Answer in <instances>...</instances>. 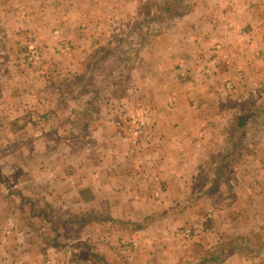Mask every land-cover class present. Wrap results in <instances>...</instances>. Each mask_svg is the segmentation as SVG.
<instances>
[{"label": "crops", "instance_id": "obj_1", "mask_svg": "<svg viewBox=\"0 0 264 264\" xmlns=\"http://www.w3.org/2000/svg\"><path fill=\"white\" fill-rule=\"evenodd\" d=\"M61 1L86 3L87 34L111 18L122 34L151 0ZM147 49L158 82L178 66L193 89L167 95L170 107L157 105L158 92L138 107L130 91H85L83 108L47 123L32 156L12 150L7 167L24 173L17 192L0 183V263L264 264V0H193ZM206 64L214 72L202 77ZM56 113L37 109L27 123L34 130ZM133 117L143 122L137 140L123 124ZM182 227L194 233L186 247ZM225 244L233 250L219 253Z\"/></svg>", "mask_w": 264, "mask_h": 264}, {"label": "rangeland", "instance_id": "obj_2", "mask_svg": "<svg viewBox=\"0 0 264 264\" xmlns=\"http://www.w3.org/2000/svg\"><path fill=\"white\" fill-rule=\"evenodd\" d=\"M192 3L193 0L141 2L138 5L141 15L129 20L127 24L130 28L122 34L118 32L120 26L115 18L87 34L84 27L78 24V20L83 23L86 3L72 5V2L61 0H39L38 3L32 0H0V183H9L11 191H19L13 185L24 172L18 173L11 165L7 167L12 150L21 148L23 157L32 156L39 148L34 141L42 135L47 123L59 124L69 118L66 106L78 110L83 108L85 100L82 94L85 91L98 96L95 90H99L102 97L103 90L111 88L116 89L119 96H128L127 91H130L134 105L138 107L151 106L145 93L158 92L155 94L157 105L163 101L162 105L170 107L173 101L164 99L167 95L171 93L174 96L183 90L189 92L193 89V74H186L187 69L184 71L178 66L169 71L170 75L164 77V81L160 79L158 82L157 63L152 64L153 53L147 49L149 42L172 28ZM167 8L169 11H165ZM121 24L124 25V22L121 21ZM207 55L205 61L211 60L212 55ZM214 68L215 64L204 65L201 76H210ZM175 70H179V74ZM145 74L153 76L154 80H144L142 76ZM116 100L119 98H112L108 105L117 107L119 112L122 102ZM98 102L102 105L101 98ZM127 105H131L129 101ZM47 108L57 112L56 117L53 120L50 116L51 121L49 119L44 126L36 125L33 130L32 125L27 123L31 112L37 109L42 112ZM34 118L37 122V116ZM142 123L136 117L125 118L123 122L127 133L135 140L140 137ZM242 132L236 133L237 138ZM32 183L23 184L26 193L32 191L29 189ZM211 214L212 211L206 212L204 218L210 220L212 217L208 216ZM180 229L175 233L177 238ZM193 240L194 237L190 240L177 239L183 247ZM229 244L232 248L242 245V241H229ZM225 246L219 253L233 250L229 245Z\"/></svg>", "mask_w": 264, "mask_h": 264}, {"label": "built area", "instance_id": "obj_3", "mask_svg": "<svg viewBox=\"0 0 264 264\" xmlns=\"http://www.w3.org/2000/svg\"><path fill=\"white\" fill-rule=\"evenodd\" d=\"M177 236L182 240H190L194 237V233L191 228L183 227L178 231ZM124 244L130 247L135 245L132 241H126Z\"/></svg>", "mask_w": 264, "mask_h": 264}, {"label": "trees", "instance_id": "obj_4", "mask_svg": "<svg viewBox=\"0 0 264 264\" xmlns=\"http://www.w3.org/2000/svg\"><path fill=\"white\" fill-rule=\"evenodd\" d=\"M165 11H169V9L167 8V9H165ZM59 217H61V216L59 215ZM64 219L66 220L67 218H62V220H64ZM62 220H61V221H62ZM59 226H60V223H59L58 227H59ZM54 230H56V229H54Z\"/></svg>", "mask_w": 264, "mask_h": 264}]
</instances>
